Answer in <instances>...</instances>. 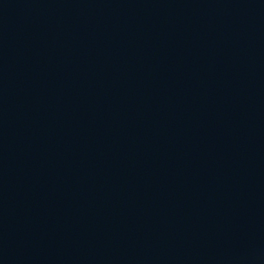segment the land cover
I'll return each mask as SVG.
<instances>
[{"label":"water","instance_id":"obj_1","mask_svg":"<svg viewBox=\"0 0 264 264\" xmlns=\"http://www.w3.org/2000/svg\"><path fill=\"white\" fill-rule=\"evenodd\" d=\"M0 264H264V0H0Z\"/></svg>","mask_w":264,"mask_h":264}]
</instances>
